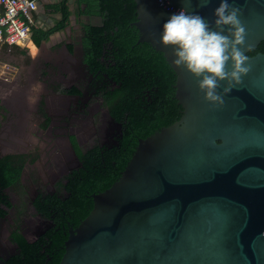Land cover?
Returning a JSON list of instances; mask_svg holds the SVG:
<instances>
[{"label":"water","instance_id":"obj_1","mask_svg":"<svg viewBox=\"0 0 264 264\" xmlns=\"http://www.w3.org/2000/svg\"><path fill=\"white\" fill-rule=\"evenodd\" d=\"M134 1L138 41L162 52L174 70L182 113L139 137L120 176L92 194L93 207L69 228L59 264H264V52L247 54L264 39V0H229L240 9L249 72L215 107L158 40L170 15L185 8L211 22L219 0L203 8L199 0ZM46 5L37 0L34 12ZM80 17L103 23L99 15ZM66 49L72 56L77 49L87 65L81 41Z\"/></svg>","mask_w":264,"mask_h":264},{"label":"trees","instance_id":"obj_2","mask_svg":"<svg viewBox=\"0 0 264 264\" xmlns=\"http://www.w3.org/2000/svg\"><path fill=\"white\" fill-rule=\"evenodd\" d=\"M76 15H99L102 25L83 23L81 38L83 61L88 68L107 80H100L103 104L110 115L121 122V134L111 144H94L84 150L72 137L81 165L57 184L54 192L39 193L32 200L36 211L50 220V225L36 239H27L18 229L12 238L16 251L5 264H59L64 253L69 228L75 227L93 207L92 194L109 187L130 159L139 137L171 124L182 113L175 97L176 74L163 53L148 42L138 41L139 31L134 0H76ZM61 11L55 26L45 30L31 26L36 46L69 24L71 10L67 0L50 6ZM72 49V45H68ZM264 52V39L247 54ZM158 86V90L155 91ZM153 89L152 95L146 89ZM69 92L77 91L73 86ZM41 110V106L40 109ZM22 154L0 157V216L12 205L6 188L15 189L24 167ZM1 259V257H0Z\"/></svg>","mask_w":264,"mask_h":264},{"label":"flooded vegetation","instance_id":"obj_3","mask_svg":"<svg viewBox=\"0 0 264 264\" xmlns=\"http://www.w3.org/2000/svg\"><path fill=\"white\" fill-rule=\"evenodd\" d=\"M77 10L78 9L76 8V13ZM80 15L75 16L78 19H76L74 24L75 29L73 30V36L66 40L70 41L72 44L69 43L67 46L72 45L73 47L75 45L76 47L78 44H80L81 38L85 34V30L83 29L84 20L80 17ZM75 50V55L72 56L66 49V43H62L61 45L56 46L54 51H49L47 52V55H44V57H47L45 64L46 79H44V88L42 89L43 99L40 102L41 110H38V106L34 108L29 105L26 97L24 98L26 94L24 87L20 92L21 96L18 102H15V99H11L9 102H7L8 107L13 112L12 116H5L3 117L5 120L3 119L0 121V155L3 154L4 150L9 148H12V150L18 147L20 148V146L21 148H31L34 143H32L30 139L24 140L21 145H18L20 140L13 142L12 133L16 132L17 134L22 135V137L28 135L29 133L26 126H23L24 123H26V114L30 113L31 111H37V127L40 129V132H44L45 135L49 134L51 137L53 136L49 157L46 158V161L44 162L40 161V170L38 174L39 177L44 181L51 180L52 183L58 180L60 176H64L62 180L64 181L65 177L73 169L81 165H79L80 160L78 161L79 157L74 148L72 137L80 146L79 143H81V140L87 142L86 135H100L99 139L101 140L92 143L89 146L91 147L94 144L103 145L115 143L116 137L120 135L121 122L118 123V121H116L110 115L108 108L103 104L104 102L101 96L100 80H107V78L101 77L97 72H92L87 65L83 67L82 64L78 62V57L76 54L77 49ZM12 52L13 48L5 47V49L1 51V54H3V57L6 58L7 55H10ZM23 52L24 51L22 50L19 53H14L11 57V60L9 58H6L5 60L9 64H18L21 66L22 55L24 54ZM20 72L21 74L23 73V76L26 78L25 75H27L28 72L24 74L21 67H18L15 76H17V74ZM11 74L12 72H10V75ZM30 77H33V74H31ZM12 79V77H8L7 75L6 78H0V81H2L5 85L6 83L12 81ZM47 80H49V82L51 80H65V82L68 83L66 88L61 89V91H63V94H61L62 97L61 95L56 96L54 93V91L57 90V86L50 85V87L47 88ZM73 86L77 88V91L69 92L68 90ZM154 90L157 91L158 86ZM152 92V88L146 89V94H149V97L152 95ZM100 104H103L104 107H100ZM99 108H103L105 110L101 113V123L94 125L89 117ZM0 111L4 112L6 110L3 111L1 108ZM52 125L54 126L51 130ZM45 135L43 136L46 140L47 138ZM10 152L13 151H8L5 153L24 155V165L26 163L36 161V159H29V153L25 151H14L13 153ZM23 171L24 169L22 170L21 178ZM58 182L55 186L44 191L39 190L38 188L35 189L31 196L30 203L32 204V200L41 192L52 193L56 191ZM47 187L49 188L50 186ZM8 189L9 188L7 187L6 190ZM12 190H14V188ZM10 200L12 205L10 207H5L7 211L4 215H2L4 216V219L0 221V257H5V259H7V257H9L11 254H14L16 251L17 244L12 238L13 229H18L27 239H29L25 235L27 232L31 234L35 233V237L33 239H29L34 240L50 225V220L42 216L40 212L36 211L33 204L32 206L36 212L37 219L30 217L26 218L27 216L23 218V216H20L19 211L16 210V206L14 205L11 198Z\"/></svg>","mask_w":264,"mask_h":264},{"label":"clouds","instance_id":"obj_4","mask_svg":"<svg viewBox=\"0 0 264 264\" xmlns=\"http://www.w3.org/2000/svg\"><path fill=\"white\" fill-rule=\"evenodd\" d=\"M211 2L199 0V5L203 8ZM239 13L229 0H219L211 22L198 12L182 8L163 23L159 35L158 42L171 49V63L191 75L204 101L213 107L223 105L224 95L249 72Z\"/></svg>","mask_w":264,"mask_h":264},{"label":"rangeland","instance_id":"obj_5","mask_svg":"<svg viewBox=\"0 0 264 264\" xmlns=\"http://www.w3.org/2000/svg\"><path fill=\"white\" fill-rule=\"evenodd\" d=\"M32 47H35V46L33 45ZM10 72H8L7 74H10ZM44 81L45 80H26V78L23 76V73L21 74V72L17 74V76H15L12 79V81L6 83L5 85L2 81H0V99L2 100V103L5 104L7 108V110L4 111V117L8 115H10V117L12 116L13 112L8 107L7 102H9L11 99H15V102H18L21 96L20 92L24 87H25V92H26L24 98L26 97L29 105L35 108L37 106V100H35L34 98L35 97L37 98L39 96L34 93V90L37 89L39 95L42 96L43 94L42 89L44 88ZM38 84H39V87H38ZM50 85L57 86L56 88L57 90H55L54 93L56 94V96H60L61 94H63V91H61V89L66 88L68 86V83H66L65 80H51L50 82L49 80H47V88H49ZM100 107H104V105L100 104ZM104 110L105 109L103 108H99L98 110H96L94 114H91L89 119L94 125H97V123L98 124L101 123V113ZM26 117H27L26 118V128L29 133L28 136L30 140L32 141V143H34V145H32L31 148H27V147L21 148V146L20 148L18 147L14 150H12V148H9V149L4 150V152L25 151L29 153V159L31 160L36 159V161L35 162L32 161L31 163H26L24 165V168H23L24 171H23L22 178H20V183L17 185V187L14 190L9 188L7 192L9 193L10 198L12 199L14 205L16 206V210L19 211L20 216H23V218L27 216L26 218L30 217L33 219H37L36 212L34 211L32 204L30 203V199H31V196L34 190L37 188L43 191L50 189L51 187L55 186L58 181H62L64 176L62 177L60 176L59 179L54 181L53 183L51 180L44 181L43 179L39 177L38 172L40 170V161L44 162L46 161V158L49 157V151H50V148L52 147L51 141L53 140V136L51 137L49 134L45 135L44 132L43 133L40 132V129L37 127L38 122H37V115L35 111H31L29 114H26ZM3 119L5 120V118H2L1 121ZM73 124L76 125L75 123ZM53 126L54 125L51 126V130ZM43 135L46 136L47 138L46 140ZM86 137H87V142L81 140V143H79L82 149H86L92 143L101 140L99 139L100 135H97V134H94L92 136L88 134L86 135ZM80 139H81V136H80ZM47 186H50V187L48 188ZM25 235L29 239H33L36 234L35 233L31 234L27 232V234Z\"/></svg>","mask_w":264,"mask_h":264},{"label":"crops","instance_id":"obj_6","mask_svg":"<svg viewBox=\"0 0 264 264\" xmlns=\"http://www.w3.org/2000/svg\"><path fill=\"white\" fill-rule=\"evenodd\" d=\"M61 0H47V5H46V12H34L33 14V18H34V24L39 26V27H44V28H51L53 26L56 25V23L59 22L60 18H61V11L57 10L56 12H53L50 8L51 5H53V3H59ZM68 6L71 10V17L69 18V22H70V29H61V30H57L54 31L50 34V36L41 42L40 45L36 46L35 43L33 42L32 45H35L36 47V51L32 50V45L29 48H22L20 46H10L11 48H13V52L10 55H7L6 58H9L11 60V57L13 56L14 53H19L22 50L24 51L23 55H22V65L19 66L18 64H10L8 65V69H6L5 72V76L8 75V77H15V73L18 70V67L22 68L24 74L27 73L26 76V80H44L46 79L45 77V70H46V58L44 57V55H47L49 51H54L56 46L61 45L62 43H66L69 44L71 43L70 41H66L68 40L69 37L73 36V30L75 29V22L76 19H78L76 16V8L78 7L76 0H71V2L68 3ZM75 10V12H74ZM66 41V42H65ZM72 44V43H71ZM5 47H9V46H1L0 47V59L2 60V62H6L8 63L3 57V54H1V51H3L5 49ZM9 64V63H8ZM3 69V68H1ZM12 71V74H7L8 72ZM33 74V77H30V75ZM39 87V84H38ZM40 92V90H39ZM34 93L37 94L39 97H35L34 99L37 100V106H38V110L40 109V102L42 101V96L39 95L38 90H34ZM1 108L4 110H7L6 106L4 104H2L1 100H0V110ZM37 115V111L35 112ZM29 114V113H27ZM29 116V115H28ZM4 117V112L0 111V121L1 119ZM14 117V116H13ZM24 127L26 126V123H24L23 125ZM30 139L28 135L23 136L17 134L16 132L12 133V141L13 142H17V140H20V142L18 143V145H21L23 143L24 140ZM13 153V152H10ZM7 153H3L2 155H5Z\"/></svg>","mask_w":264,"mask_h":264},{"label":"built area","instance_id":"obj_7","mask_svg":"<svg viewBox=\"0 0 264 264\" xmlns=\"http://www.w3.org/2000/svg\"><path fill=\"white\" fill-rule=\"evenodd\" d=\"M36 8L37 0H0V47L32 45L31 26ZM8 65L0 59V78H6Z\"/></svg>","mask_w":264,"mask_h":264},{"label":"bare ground","instance_id":"obj_8","mask_svg":"<svg viewBox=\"0 0 264 264\" xmlns=\"http://www.w3.org/2000/svg\"><path fill=\"white\" fill-rule=\"evenodd\" d=\"M33 46V45H32ZM32 50L35 51L36 50V47H32Z\"/></svg>","mask_w":264,"mask_h":264}]
</instances>
